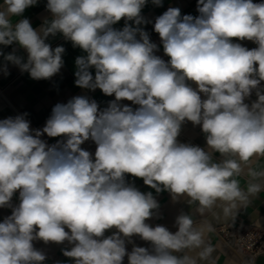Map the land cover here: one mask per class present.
I'll list each match as a JSON object with an SVG mask.
<instances>
[{"label": "clouds", "instance_id": "9594fccd", "mask_svg": "<svg viewBox=\"0 0 264 264\" xmlns=\"http://www.w3.org/2000/svg\"><path fill=\"white\" fill-rule=\"evenodd\" d=\"M148 3L47 0L50 18L34 27L24 13L38 0H0V45L26 53L0 50L6 62L33 80L51 79L65 48L48 39L60 34L83 53L75 85L114 97L102 106L73 96L54 105L42 128L31 127L28 113L0 119V209L10 210L0 221V264H43L37 241L67 242L62 254L73 264L208 261L213 225L197 227L191 213L176 217V231L153 225L160 204L129 177L186 198L200 216L219 204L235 219L237 202H247L233 177L264 157V0H197L195 16L170 6L154 19L143 15ZM0 71L8 75L7 64ZM187 122L200 127L206 147L179 139ZM88 142L94 152L82 147Z\"/></svg>", "mask_w": 264, "mask_h": 264}, {"label": "crops", "instance_id": "0c3cea01", "mask_svg": "<svg viewBox=\"0 0 264 264\" xmlns=\"http://www.w3.org/2000/svg\"><path fill=\"white\" fill-rule=\"evenodd\" d=\"M47 0H38V4L27 9L24 17L30 19L34 27H39L46 18H50V13L46 10ZM254 2H262V0H254ZM197 0H163V6L157 7L149 0L148 5L143 10V15L147 18L154 19L156 16L162 14L168 7H179L182 14L197 15L196 11ZM22 17H14L13 22ZM121 21L117 27H122ZM147 30L152 33L153 41L158 42V35L152 32V26L147 25ZM48 42L52 47L63 46L65 53L63 56L64 66L58 74L49 80H33L27 72H21L18 66L6 62L3 56H0V67L7 64L8 75L0 71V119L8 116L22 115L28 113L26 119L31 123L33 128H42L51 114V110L57 103H66L73 96L89 95L96 99L102 106L108 100L114 97H106L97 89L94 92L90 90L78 88L75 81V60L82 55L80 49L74 48L70 41H66L60 34L50 36ZM246 47L252 48L256 45L252 42H242ZM0 50L5 55L15 51L16 54L22 55L26 58V53L18 45L3 46L0 45ZM162 55V50L161 53ZM264 88V82L261 85ZM256 100L255 91L249 98L248 103ZM130 103V102H125ZM179 139L182 142L192 143L201 147H206L205 137L199 126H193L191 122H187L181 132ZM54 142L53 140L49 141ZM82 147L93 151L95 145L91 142L86 143ZM223 159L218 153L214 154V160L219 162ZM264 172V157H254L248 163H242V171L239 175L234 176L240 185L241 190L248 197L246 203L237 202V209L235 210V219L231 216L225 218L222 212V205H217L211 212L200 216L195 212V205L190 206L186 198H181L177 201L172 199V196L167 191L159 194L155 193L153 189L143 184L140 178H131L134 180L136 186L141 191H152L155 198L160 204L159 213L161 218L150 221L153 225L161 224L169 228L171 231H176L175 219L182 213H191L196 222L197 227H201L205 221L213 225L214 231L205 233L206 243L214 246L215 251L208 261H200L199 264H264V251L255 257H251L244 252L230 249L221 238L218 236L217 228L222 224L235 222L244 227H254L264 230V176L259 173ZM255 173V175H254ZM252 184L261 186V190L257 193H249L248 188ZM215 213L218 218L214 217ZM10 214L8 209H0V221L3 217ZM139 246H147L145 242L135 238ZM34 246L42 251L46 260L43 264H73L71 258L65 257L62 254V249L70 247L65 244L48 243L43 241L34 242ZM131 246H129L130 250ZM198 250L189 252V255L196 256ZM125 264L127 259L125 258Z\"/></svg>", "mask_w": 264, "mask_h": 264}, {"label": "built area", "instance_id": "2783aa9c", "mask_svg": "<svg viewBox=\"0 0 264 264\" xmlns=\"http://www.w3.org/2000/svg\"><path fill=\"white\" fill-rule=\"evenodd\" d=\"M218 236L232 250L255 257L264 251V230L230 222L217 228Z\"/></svg>", "mask_w": 264, "mask_h": 264}]
</instances>
